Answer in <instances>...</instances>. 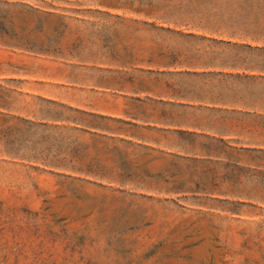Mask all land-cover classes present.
Returning <instances> with one entry per match:
<instances>
[{
  "label": "rangeland",
  "instance_id": "1",
  "mask_svg": "<svg viewBox=\"0 0 264 264\" xmlns=\"http://www.w3.org/2000/svg\"><path fill=\"white\" fill-rule=\"evenodd\" d=\"M130 1L162 4L0 0V264H264V145L202 142L190 153L63 123L79 117L69 107L122 113L121 94L87 86L110 78L95 65L125 62L103 59L176 61L203 48L117 18ZM183 9L246 41L264 35V0ZM239 132L264 143V129Z\"/></svg>",
  "mask_w": 264,
  "mask_h": 264
},
{
  "label": "crops",
  "instance_id": "2",
  "mask_svg": "<svg viewBox=\"0 0 264 264\" xmlns=\"http://www.w3.org/2000/svg\"><path fill=\"white\" fill-rule=\"evenodd\" d=\"M128 4L129 9L115 10L117 18L130 17L152 33L166 35L168 30L213 41L198 42L204 46L197 49V55H176V61L138 60L133 54L130 58L103 59L125 62L95 65L101 69L97 72L110 78L87 86L121 94L122 113L114 116L69 107L79 117L71 121L65 118L63 123L78 126L82 133L130 145L166 149L177 142L186 143L191 149L185 152L190 153L202 142L224 150L237 144L264 145L243 143L241 133H234L236 125L242 130L245 125L251 126L255 134L264 129V61H254L255 56H264V35L253 34L252 41L251 37L246 41L244 35L231 37L229 25L215 22L210 26L204 18L209 17L207 13L196 16L183 14L184 10L148 9L139 3L136 9L134 2ZM144 38L150 43L155 40L148 35Z\"/></svg>",
  "mask_w": 264,
  "mask_h": 264
},
{
  "label": "trees",
  "instance_id": "3",
  "mask_svg": "<svg viewBox=\"0 0 264 264\" xmlns=\"http://www.w3.org/2000/svg\"><path fill=\"white\" fill-rule=\"evenodd\" d=\"M153 1V0H152ZM190 0H164L162 2V4L159 6H155L153 7L154 9H158V8H161L163 10H176V11H179V10H184L183 8H185V6L189 3ZM139 5L140 6H144L145 4H142L139 2ZM147 5H151V1H149L147 3ZM146 6V5H145ZM166 20H170V19H166ZM240 22V21H239ZM239 22H233L234 24L233 25H236V24H241ZM248 21H246L245 23H247ZM256 21H253V20H250L249 23H255ZM232 24V23H231ZM231 28H232V25H229ZM167 34L166 35H171L172 37H177L178 39H182L183 41H190V40H193V41H197V42H207V41H213L211 39H206L204 37H198V36H195L193 34H184V33H171L169 32L168 30H166ZM231 37H235V34H231ZM169 59H173V58H169Z\"/></svg>",
  "mask_w": 264,
  "mask_h": 264
}]
</instances>
